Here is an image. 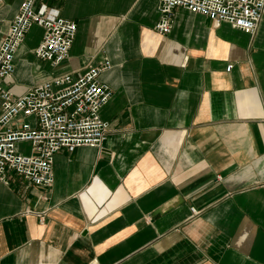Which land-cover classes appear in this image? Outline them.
<instances>
[{
    "label": "crops",
    "instance_id": "1",
    "mask_svg": "<svg viewBox=\"0 0 264 264\" xmlns=\"http://www.w3.org/2000/svg\"><path fill=\"white\" fill-rule=\"evenodd\" d=\"M23 1L0 0V43ZM41 1L77 23L69 56L38 59L35 25L4 85L109 61L110 131L57 153L49 187L0 181V264H264V15L252 35L177 8L163 35L158 0Z\"/></svg>",
    "mask_w": 264,
    "mask_h": 264
},
{
    "label": "built area",
    "instance_id": "2",
    "mask_svg": "<svg viewBox=\"0 0 264 264\" xmlns=\"http://www.w3.org/2000/svg\"><path fill=\"white\" fill-rule=\"evenodd\" d=\"M177 8L203 15L215 25L227 22L254 35L263 19L264 0H158L156 31L170 33ZM35 25L44 31L34 54L53 66L69 56L78 30L75 21L63 17L49 2L24 0L0 43V181L9 184L11 178L19 176L36 186L49 187L54 182L57 153L82 146L103 147L110 128L101 110L112 90L99 76L112 65L105 61L101 66H90L77 78L70 73L55 76L21 95L14 94L4 81L13 76L17 51ZM231 68L230 64L227 70ZM31 117L36 124L27 120ZM20 144L29 145L30 151L20 149ZM192 212L199 213L195 208Z\"/></svg>",
    "mask_w": 264,
    "mask_h": 264
}]
</instances>
